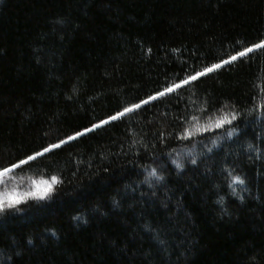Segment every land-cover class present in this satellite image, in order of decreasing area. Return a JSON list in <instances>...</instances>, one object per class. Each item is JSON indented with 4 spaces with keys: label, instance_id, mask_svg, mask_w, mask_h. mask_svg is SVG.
Here are the masks:
<instances>
[{
    "label": "trees",
    "instance_id": "obj_1",
    "mask_svg": "<svg viewBox=\"0 0 264 264\" xmlns=\"http://www.w3.org/2000/svg\"><path fill=\"white\" fill-rule=\"evenodd\" d=\"M261 41L264 0H0V169L101 125L7 175L58 182L0 264H264V49L141 104Z\"/></svg>",
    "mask_w": 264,
    "mask_h": 264
},
{
    "label": "snow or ice",
    "instance_id": "obj_2",
    "mask_svg": "<svg viewBox=\"0 0 264 264\" xmlns=\"http://www.w3.org/2000/svg\"><path fill=\"white\" fill-rule=\"evenodd\" d=\"M258 49H264V41H261L259 43H256L252 45L251 47H246L243 51H239L236 55L231 56L230 59L222 60L220 63H216L211 65L210 67H206L202 71L196 72L194 75L188 76L186 79L182 80L180 83L172 84L171 86L165 88L163 91L158 92L155 96H151L148 98V100H144L141 102V104H147L151 100H155L158 97L165 96L167 94H170L181 87L188 85L190 82L197 81L199 78L208 75L209 73L214 72L215 70L223 67L224 65L229 64L232 61H236L239 58L246 57L249 53H252L255 50ZM141 104H134L131 107H126L122 112L117 113L115 116L110 117V120H116L125 114L131 113L135 111L136 109H139L141 107ZM262 109H264V103L260 105ZM236 119V114L231 113L230 118L228 115L222 117L219 120L215 121V125L217 128L224 127L226 124H231L233 120ZM108 121H102L101 124H106ZM100 124L93 125V128L100 127ZM92 129H85V132L91 131ZM207 130V129H205ZM82 132H77L75 136H69L67 140H61L58 144H52L49 147L43 148L42 151H37L34 154L27 155L24 159H20L16 163H12L10 166L3 167L0 169V178H3L7 174L12 173L15 169L20 168L23 165H28L30 162L36 161L38 158L43 157L46 153L52 152L54 149L60 148L61 145L76 139L77 137L83 135ZM53 182H58L57 178L53 177ZM238 183L243 184L244 181L240 178L236 177L234 178ZM45 187H40V185H37L36 191L26 194H20V193H7L5 192L3 197H0V211H4L7 209L15 208L19 204L26 202L28 198H34V199H47L50 198L51 193L54 191L53 187L51 185H48L47 182H45Z\"/></svg>",
    "mask_w": 264,
    "mask_h": 264
},
{
    "label": "rangeland",
    "instance_id": "obj_3",
    "mask_svg": "<svg viewBox=\"0 0 264 264\" xmlns=\"http://www.w3.org/2000/svg\"><path fill=\"white\" fill-rule=\"evenodd\" d=\"M8 175V174H7ZM3 178H0V197H3L4 193H20V194H26V193H31L36 191L37 185H40V187H45V182H47L48 185H51L52 187H54V184L56 182H53V177L51 178H39V179H26L23 180L18 186V188L16 186H12V184H14L15 181L12 180V177L7 176ZM57 178V177H55ZM5 184H10L5 186ZM15 187V188H14Z\"/></svg>",
    "mask_w": 264,
    "mask_h": 264
},
{
    "label": "water",
    "instance_id": "obj_4",
    "mask_svg": "<svg viewBox=\"0 0 264 264\" xmlns=\"http://www.w3.org/2000/svg\"><path fill=\"white\" fill-rule=\"evenodd\" d=\"M92 129H94V128H92ZM87 132H89V131H87ZM83 133L85 134L86 132L84 131Z\"/></svg>",
    "mask_w": 264,
    "mask_h": 264
}]
</instances>
